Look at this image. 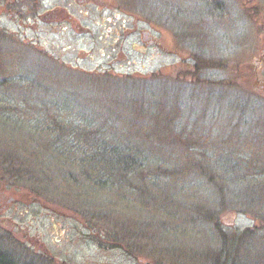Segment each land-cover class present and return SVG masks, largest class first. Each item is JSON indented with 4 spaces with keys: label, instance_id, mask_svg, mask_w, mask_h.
I'll use <instances>...</instances> for the list:
<instances>
[{
    "label": "rangeland",
    "instance_id": "rangeland-1",
    "mask_svg": "<svg viewBox=\"0 0 264 264\" xmlns=\"http://www.w3.org/2000/svg\"><path fill=\"white\" fill-rule=\"evenodd\" d=\"M71 1L44 0L74 20L58 26L0 15V252L17 264H215L217 236L259 226L201 174L242 175L250 152L264 154V0ZM52 118L130 137L146 158L129 176L139 190L61 167L40 128Z\"/></svg>",
    "mask_w": 264,
    "mask_h": 264
},
{
    "label": "trees",
    "instance_id": "trees-1",
    "mask_svg": "<svg viewBox=\"0 0 264 264\" xmlns=\"http://www.w3.org/2000/svg\"><path fill=\"white\" fill-rule=\"evenodd\" d=\"M31 120L34 119L31 118ZM58 120L55 121L52 118L50 120L52 123L44 122L40 130L47 137L50 136L51 140L45 137L44 146L55 151L61 167L78 168L82 175L80 182L96 188H109L121 193L125 191L130 196L139 190L129 184V176L145 166L139 159L146 162V158L142 154L135 156L137 145L129 142L130 137H125L126 140L122 142L106 140L105 131L100 128L92 129L89 123L82 127L81 125L73 127L66 118ZM35 128L37 130V127ZM250 154L251 156L244 158L246 160H242V164L250 166L251 171L241 173L242 175L237 172L240 165L234 164L223 165L227 171L219 174L211 173V171L201 174L208 178L212 187L214 186L218 197L220 193H222L221 196L228 193L233 200L231 201L233 208L235 205L242 206L241 209H236V212L250 214L251 218L259 223L255 230L246 229L226 239L222 235L217 236L218 248L216 252L208 254L215 264H244L237 261V254L241 256L240 252L244 251L239 250L247 247H250L252 253L256 254L254 264L264 262V170H262L264 169V154L261 147ZM253 159H255V164L251 163ZM220 202L224 204V200L220 199ZM223 204L221 207L224 206ZM258 232L262 233L260 237L256 235ZM253 242H259V247L253 246ZM233 245L237 250L233 248ZM0 264H17V262L10 255L0 252Z\"/></svg>",
    "mask_w": 264,
    "mask_h": 264
},
{
    "label": "flooded vegetation",
    "instance_id": "flooded-vegetation-1",
    "mask_svg": "<svg viewBox=\"0 0 264 264\" xmlns=\"http://www.w3.org/2000/svg\"><path fill=\"white\" fill-rule=\"evenodd\" d=\"M70 5H77L80 8H85L86 6L95 4L97 6L108 7L109 3L103 0H72ZM27 13L34 14V20L37 22L41 20L42 23L47 26H58L62 22H73L74 20L68 16L67 10L59 5H52L50 8H44V0H0V15L1 14H16L13 18L23 17L24 11ZM85 31V29L78 28ZM141 41L148 45L154 46L156 44V39L149 32L141 31ZM140 50H145V46L140 47ZM264 55V51H263ZM264 59V56L262 57ZM0 196V209L4 206L1 204ZM11 200V199H9Z\"/></svg>",
    "mask_w": 264,
    "mask_h": 264
},
{
    "label": "water",
    "instance_id": "water-1",
    "mask_svg": "<svg viewBox=\"0 0 264 264\" xmlns=\"http://www.w3.org/2000/svg\"><path fill=\"white\" fill-rule=\"evenodd\" d=\"M145 264H152V263H150V262H147V263H145Z\"/></svg>",
    "mask_w": 264,
    "mask_h": 264
}]
</instances>
